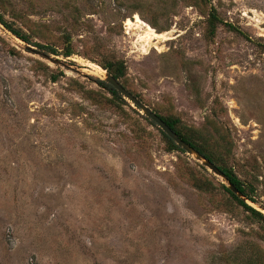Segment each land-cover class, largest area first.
<instances>
[{
    "label": "rangeland",
    "instance_id": "obj_1",
    "mask_svg": "<svg viewBox=\"0 0 264 264\" xmlns=\"http://www.w3.org/2000/svg\"><path fill=\"white\" fill-rule=\"evenodd\" d=\"M0 14L29 37L0 24V264H264V224L95 81L122 60L153 111L226 130L264 208V0H0ZM135 14L169 38L146 44ZM35 43L70 47L49 53L68 66Z\"/></svg>",
    "mask_w": 264,
    "mask_h": 264
},
{
    "label": "trees",
    "instance_id": "obj_2",
    "mask_svg": "<svg viewBox=\"0 0 264 264\" xmlns=\"http://www.w3.org/2000/svg\"><path fill=\"white\" fill-rule=\"evenodd\" d=\"M0 23L9 30L12 34H14L19 39L23 40L26 43H29L28 35L23 32L20 28L14 27L11 22H8L3 18L0 14ZM207 27L209 30V34L212 36L215 33L217 25L220 23V19L216 14L214 9H211L208 13L206 19ZM233 28L232 26H230ZM235 29V28H233ZM241 33L240 31H238ZM39 49L45 50L48 53H52L55 55H62L64 57H69L72 54V50L70 47H65L60 52L57 51L55 48L51 46H46L42 44L35 43ZM99 65L110 72L115 78H117L123 86H125V74H126V67L122 60H109L105 62H100ZM55 79V76H53ZM97 84L103 88L108 94L112 96V99L120 100L122 103H126L125 100L118 92L112 88L106 82L96 79ZM129 90V89H128ZM130 92H132L130 90ZM133 93V92H132ZM139 100V96L136 93H133ZM161 118L172 128L184 141L189 143L192 147L198 150L202 155H204L208 160L213 162L226 176V178L238 189L240 190L247 198H249L252 202H256L254 198V188L251 184H248L242 181L237 174L234 172L231 165L228 164V158L230 155V147L232 146V141L228 135V132L224 130L222 133H218L217 136L210 134L208 130L201 131L196 128H186L180 123L179 118L174 115L166 114L163 115L157 111H155ZM151 124H154L151 120H149ZM211 124V123H210ZM211 126V125H209ZM212 131L215 130L214 127L210 128ZM161 134L167 144V150H181L163 131ZM193 185L198 189L207 190L209 189L210 184L199 178L193 180ZM222 188L225 192L229 195L230 202H235V204L240 205L243 207L244 210L248 211L250 215L261 221L264 224V214L260 211L256 210L252 206L248 205L241 199H239L233 192H231L226 186L222 185Z\"/></svg>",
    "mask_w": 264,
    "mask_h": 264
},
{
    "label": "water",
    "instance_id": "obj_3",
    "mask_svg": "<svg viewBox=\"0 0 264 264\" xmlns=\"http://www.w3.org/2000/svg\"><path fill=\"white\" fill-rule=\"evenodd\" d=\"M7 31H9V30H7ZM12 35L14 37H16L14 34H12ZM16 38H18V37H16ZM25 50H27L28 52L36 53V54L40 55L41 57L45 58L46 60H48L54 64H59V65L66 66V67L68 66V64L66 62L60 61L58 58L52 57V55H50L49 53L38 50V49L33 48L29 45L25 46ZM102 70L104 72H103V77L100 80L109 84L112 88H114L118 92L119 95H121L124 99L129 101L134 107L138 108L144 116H146L149 120H151L161 131H163L185 153L193 156V158L195 160L199 161L203 166H205L206 168L211 170L215 175L219 176L223 180V182L225 183V186L231 192H233L239 199H241L242 201H244L248 205L255 204V202H252L240 190H238L226 178L224 173L213 162L208 160L198 150H196L189 143L184 141L172 128H170V126H168V124H166V122L164 120H162V118L155 111H153L145 103L140 101L132 92H130L125 86H123L122 83L117 78H115L110 72H108L107 70H105L103 68H102ZM250 206H252V205H250ZM252 207L255 208L254 206H252ZM258 208L259 209H257V208H255V209L264 214V208L263 207H258Z\"/></svg>",
    "mask_w": 264,
    "mask_h": 264
},
{
    "label": "bare ground",
    "instance_id": "obj_4",
    "mask_svg": "<svg viewBox=\"0 0 264 264\" xmlns=\"http://www.w3.org/2000/svg\"><path fill=\"white\" fill-rule=\"evenodd\" d=\"M128 27L134 26L137 28L141 34L140 38L146 43L150 44L151 41L154 40H166L168 39V35L171 31H164V32H157L152 26H150L148 23L142 21V19L135 14L134 20L128 18L125 23ZM155 44V43H154ZM98 67V66H97ZM99 68V67H98ZM95 69V68H94ZM97 70V69H96ZM99 71V70H98ZM97 71V72H98ZM103 71V70H102Z\"/></svg>",
    "mask_w": 264,
    "mask_h": 264
}]
</instances>
